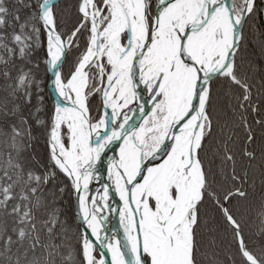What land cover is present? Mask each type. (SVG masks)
<instances>
[{
    "label": "snow or ice",
    "instance_id": "1",
    "mask_svg": "<svg viewBox=\"0 0 264 264\" xmlns=\"http://www.w3.org/2000/svg\"><path fill=\"white\" fill-rule=\"evenodd\" d=\"M0 264H264V0H0Z\"/></svg>",
    "mask_w": 264,
    "mask_h": 264
},
{
    "label": "trees",
    "instance_id": "2",
    "mask_svg": "<svg viewBox=\"0 0 264 264\" xmlns=\"http://www.w3.org/2000/svg\"><path fill=\"white\" fill-rule=\"evenodd\" d=\"M68 2V0H61L60 3H61V6ZM257 135L259 136V130H257ZM256 145L253 144L251 146V148H255ZM257 188L259 189V179L257 178ZM253 207L255 210H258V207H259V200L257 198V200L253 201ZM253 211L251 214H250V227L253 231H258L259 228H260V221H259V218L256 216V211Z\"/></svg>",
    "mask_w": 264,
    "mask_h": 264
},
{
    "label": "water",
    "instance_id": "3",
    "mask_svg": "<svg viewBox=\"0 0 264 264\" xmlns=\"http://www.w3.org/2000/svg\"><path fill=\"white\" fill-rule=\"evenodd\" d=\"M110 223H111L112 227L118 226V222L116 221V219L114 217H113V219L112 218L110 219ZM110 223H109V225H110ZM112 227H110V228H112Z\"/></svg>",
    "mask_w": 264,
    "mask_h": 264
},
{
    "label": "bare ground",
    "instance_id": "4",
    "mask_svg": "<svg viewBox=\"0 0 264 264\" xmlns=\"http://www.w3.org/2000/svg\"><path fill=\"white\" fill-rule=\"evenodd\" d=\"M97 187H98V185H97ZM112 219H113V218H112ZM110 227H112V226H111V223H110V225H109V228H110Z\"/></svg>",
    "mask_w": 264,
    "mask_h": 264
}]
</instances>
